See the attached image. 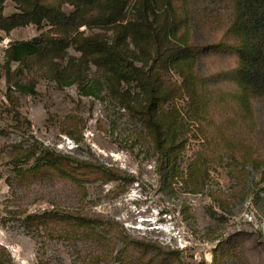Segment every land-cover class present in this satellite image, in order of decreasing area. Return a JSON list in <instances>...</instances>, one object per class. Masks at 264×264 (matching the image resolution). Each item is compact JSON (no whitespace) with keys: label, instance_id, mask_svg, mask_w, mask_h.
Segmentation results:
<instances>
[{"label":"rangeland","instance_id":"374dc122","mask_svg":"<svg viewBox=\"0 0 264 264\" xmlns=\"http://www.w3.org/2000/svg\"><path fill=\"white\" fill-rule=\"evenodd\" d=\"M145 1L162 22L168 0H117L116 20L108 0L5 1L75 22L0 29V264H264V94L240 78V0H170L185 55L161 60L154 15L135 27ZM40 37L61 49L9 62ZM136 67L167 102L149 108ZM159 137L180 146L169 168ZM47 154L56 169L37 168Z\"/></svg>","mask_w":264,"mask_h":264},{"label":"trees","instance_id":"16d2710c","mask_svg":"<svg viewBox=\"0 0 264 264\" xmlns=\"http://www.w3.org/2000/svg\"><path fill=\"white\" fill-rule=\"evenodd\" d=\"M6 0H0V29L6 32H12L19 27H26L29 25L40 26L44 20L51 25L69 27L74 24L72 17H65L60 12L52 9H44L34 4V10L32 13L21 11L10 16H6L3 13V5ZM80 4L88 5L92 4L93 0H79ZM112 6L111 19L116 20L120 16L121 9L117 4V0H108ZM136 28L141 29L144 21L148 22V15H154V20L151 22L152 26L156 24V31L167 36H158L156 42L159 48L156 51L159 60L172 53L177 57L184 56L185 50L181 49L180 44L173 42L169 39V33H173L177 29L176 12L173 4L170 0L166 2L164 19L162 22L158 21L157 12L155 10V3L153 1H145L138 9ZM238 21L242 24L245 31V36L248 38V47L240 51V59L242 61V67L239 71L242 83H245L246 88L255 92L264 94V0H240ZM135 44L139 46L138 41L135 40ZM143 46V43H140ZM61 45L52 43L44 38H35L31 41H23L13 43L7 51V57L9 62L19 64L18 70L22 69L23 62L29 58L39 54L42 51H53L61 49ZM140 47V46H139ZM135 73L138 74L142 86L149 90L150 102L149 108L156 109L162 102L169 100V94L162 92L161 83L156 79H151L149 75L144 72V69L135 68ZM10 86L12 85V79H8ZM16 89L20 94L35 95V87L33 85H16ZM84 96L97 97L98 94L92 89L83 91ZM176 129L173 128V131ZM176 135H172V138ZM173 142V139H171ZM157 152L159 154L160 162L163 166L169 168L173 159L178 156L180 146L176 148L171 143H167V139L159 137L157 140ZM59 160L56 156H50L40 158L37 163V168L43 170L45 167L49 169H56ZM264 177V174H263ZM53 214L44 215L46 218L52 217Z\"/></svg>","mask_w":264,"mask_h":264}]
</instances>
